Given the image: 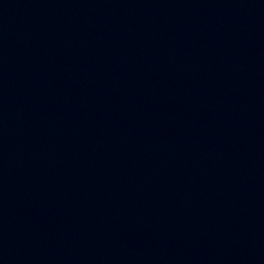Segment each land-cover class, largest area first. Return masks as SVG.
Listing matches in <instances>:
<instances>
[{
	"label": "water",
	"instance_id": "1",
	"mask_svg": "<svg viewBox=\"0 0 264 264\" xmlns=\"http://www.w3.org/2000/svg\"><path fill=\"white\" fill-rule=\"evenodd\" d=\"M0 264H264V0H0Z\"/></svg>",
	"mask_w": 264,
	"mask_h": 264
}]
</instances>
